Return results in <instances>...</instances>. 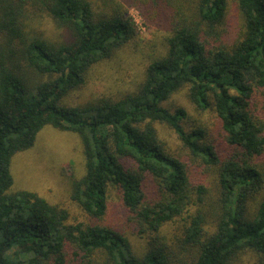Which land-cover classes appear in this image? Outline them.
<instances>
[{"label":"trees","instance_id":"obj_1","mask_svg":"<svg viewBox=\"0 0 264 264\" xmlns=\"http://www.w3.org/2000/svg\"><path fill=\"white\" fill-rule=\"evenodd\" d=\"M111 1L0 0V264H264V0H135L166 22L164 49L133 92L67 105L136 36ZM43 21L67 37L37 31ZM184 89L212 125L189 124L186 107L169 104ZM49 125L81 138L85 174L72 199L92 221L71 223L65 207L13 190L14 155ZM158 125L189 155L172 153ZM113 190L143 255L99 223Z\"/></svg>","mask_w":264,"mask_h":264},{"label":"rangeland","instance_id":"obj_2","mask_svg":"<svg viewBox=\"0 0 264 264\" xmlns=\"http://www.w3.org/2000/svg\"><path fill=\"white\" fill-rule=\"evenodd\" d=\"M121 4L122 10L129 12L136 26V36L116 52L113 58L96 64L89 73L88 82L73 90L66 98V104L80 106L96 103L101 98H119L133 92L143 79L147 64L164 49L162 40L166 33V22L149 16L147 9L141 11L135 0H113ZM99 10L104 6L99 0ZM110 9V8H108ZM228 21L231 33H235L241 17L235 4L229 9ZM43 23V24H42ZM36 23L38 30H45L51 38L62 40L67 37L45 21ZM169 104L172 107L185 106L189 112L192 125H200L207 120L214 122L211 115L196 111L188 102L186 90L175 94ZM190 126V125H188ZM161 140L168 149L179 156L189 155L179 137L167 125H158ZM14 179L13 190H31L37 192L53 204L68 209L69 222H88L93 219L72 199L74 182L85 174V157L83 144L78 134L62 131L53 126L44 127L38 134L35 145L29 150L14 155L11 163ZM118 193H110L108 211L99 221L110 225L129 236L135 251L144 254L146 240L135 233L119 208ZM128 224V225H127Z\"/></svg>","mask_w":264,"mask_h":264}]
</instances>
